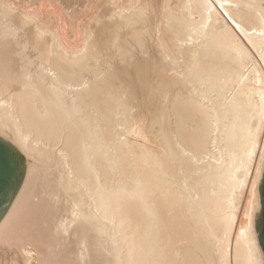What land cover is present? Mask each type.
Returning a JSON list of instances; mask_svg holds the SVG:
<instances>
[{
  "label": "snow or ice",
  "instance_id": "snow-or-ice-1",
  "mask_svg": "<svg viewBox=\"0 0 264 264\" xmlns=\"http://www.w3.org/2000/svg\"><path fill=\"white\" fill-rule=\"evenodd\" d=\"M0 137L48 181L0 264H264V0H5Z\"/></svg>",
  "mask_w": 264,
  "mask_h": 264
},
{
  "label": "bare ground",
  "instance_id": "bare-ground-1",
  "mask_svg": "<svg viewBox=\"0 0 264 264\" xmlns=\"http://www.w3.org/2000/svg\"><path fill=\"white\" fill-rule=\"evenodd\" d=\"M5 0H0V4L4 3ZM12 2L15 3H37L39 2V0H12ZM121 2H131V0H121ZM171 2L174 3H178L180 2V0H171ZM248 2H252V3H259V0H248ZM3 138V137H1ZM6 142H8L9 144H11V146L13 148H15V150L18 153H21L22 156L24 157L25 161H26V173H25V178L24 181L22 183V186L20 188V190L18 191L14 201L12 202L8 212L6 213V215L3 217V219L0 221L2 222L5 218L8 217L9 213H11L13 211V206L17 204V201L20 200L21 204L25 206L26 209V216L28 214H30L36 207L37 205L35 204V198L39 197L42 201L41 206H43V202L46 200V189H47V185H48V181L45 179L43 172H41L38 176H35L33 178H30L29 176V170L31 167H33L34 164H36L37 167L43 169L44 167V157L41 155V153L44 151L43 149H36V160L35 161H30L28 159V157L19 149V147L10 139L8 138H3ZM156 148H158V145L155 146ZM81 162L79 161H74V164H76L77 166H79ZM259 187V186H258ZM262 209V204H261V196L259 194V191H257V212H260ZM49 231H51V229H49ZM48 243L51 245L53 252H52V257L55 258L56 255H58L57 252V240L55 238V236L53 235ZM9 257H5V259H7ZM63 258H68V257H63ZM75 258V257H72ZM233 258H235L233 256ZM21 260L25 259L23 256L20 257ZM35 259V258H33Z\"/></svg>",
  "mask_w": 264,
  "mask_h": 264
},
{
  "label": "water",
  "instance_id": "water-1",
  "mask_svg": "<svg viewBox=\"0 0 264 264\" xmlns=\"http://www.w3.org/2000/svg\"><path fill=\"white\" fill-rule=\"evenodd\" d=\"M26 161L21 153L0 137V221L8 212L26 173ZM262 209L257 212L258 231L264 230V183L258 187Z\"/></svg>",
  "mask_w": 264,
  "mask_h": 264
}]
</instances>
